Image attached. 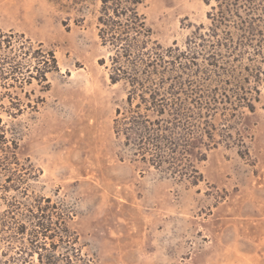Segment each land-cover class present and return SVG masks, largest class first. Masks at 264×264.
<instances>
[{"label": "rangeland", "instance_id": "374dc122", "mask_svg": "<svg viewBox=\"0 0 264 264\" xmlns=\"http://www.w3.org/2000/svg\"><path fill=\"white\" fill-rule=\"evenodd\" d=\"M100 5L0 0V39L10 41L13 54L30 49L22 66H31L41 48L58 68L47 82L0 81V91L10 94L1 101V125L13 129L4 132H15L19 162L28 161L36 176L27 196L22 188L5 191L8 178L16 185L22 171L12 165L9 172L0 156V264H20L23 238L10 227L8 204L35 195L74 213L76 243L54 264H264V94L248 114L244 147L238 132H212L220 144L201 146L196 177L179 179L135 162L113 130L127 88L108 78L109 54L96 29ZM139 11L162 47L184 48L209 24L203 0H146ZM7 53L0 49V62ZM6 84L12 87L2 89ZM13 97L36 107L12 119L5 111ZM224 134L231 136L225 143ZM32 260L38 264L36 255Z\"/></svg>", "mask_w": 264, "mask_h": 264}, {"label": "trees", "instance_id": "16d2710c", "mask_svg": "<svg viewBox=\"0 0 264 264\" xmlns=\"http://www.w3.org/2000/svg\"><path fill=\"white\" fill-rule=\"evenodd\" d=\"M145 1L101 0L96 18L99 43L109 54L108 78L111 84L127 88L123 106L116 109L113 130L132 149L135 162L190 179L205 158L201 146L210 150L220 144L212 132H238V147H244L248 114L255 113L264 94V0H203L210 6L209 24L197 28L184 48L176 43L162 47L154 39L139 11ZM4 48L8 53L0 66L8 68L0 69V81L47 82L46 75L58 69L50 51L39 48L32 53L34 63L24 68L20 59L30 49L20 46L16 55L10 41L0 39V49ZM9 87L12 84L2 85V89ZM9 96L0 91V111L5 109L1 101ZM10 99L16 102L10 100L5 113L12 119L36 107ZM8 129L0 118V156L9 172L15 165L22 173L16 185L8 178L5 191L22 188L21 194L27 196L24 192L36 176L28 161L26 166L20 164L15 132H4ZM222 138L225 143L231 136ZM8 207L10 227L23 238L20 264H33L35 255L38 264H54L59 254L68 253L76 243L71 225L74 213L63 203L35 195L25 202L14 200Z\"/></svg>", "mask_w": 264, "mask_h": 264}]
</instances>
